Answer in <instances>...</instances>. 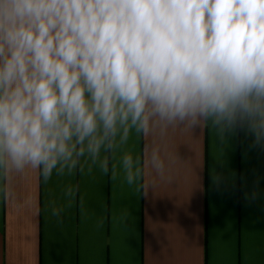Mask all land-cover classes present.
Returning <instances> with one entry per match:
<instances>
[{
    "label": "clouds",
    "instance_id": "9594fccd",
    "mask_svg": "<svg viewBox=\"0 0 264 264\" xmlns=\"http://www.w3.org/2000/svg\"><path fill=\"white\" fill-rule=\"evenodd\" d=\"M205 126L264 149V0H0L6 173L47 180L83 158L129 185L147 168L151 188L176 160L158 145ZM133 135L150 139L117 166Z\"/></svg>",
    "mask_w": 264,
    "mask_h": 264
},
{
    "label": "crops",
    "instance_id": "0c3cea01",
    "mask_svg": "<svg viewBox=\"0 0 264 264\" xmlns=\"http://www.w3.org/2000/svg\"><path fill=\"white\" fill-rule=\"evenodd\" d=\"M145 139L133 135L113 162ZM250 143L211 126L169 133L158 146L176 158L172 181L151 188L147 168L129 185L83 158L47 180L0 169V264H264V149Z\"/></svg>",
    "mask_w": 264,
    "mask_h": 264
}]
</instances>
